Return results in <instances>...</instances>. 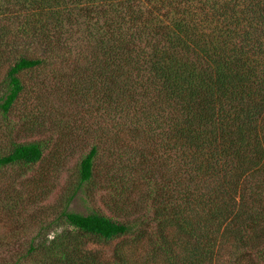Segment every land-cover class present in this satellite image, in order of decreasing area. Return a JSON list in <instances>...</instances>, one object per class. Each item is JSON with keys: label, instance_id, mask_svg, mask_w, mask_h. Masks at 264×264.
Segmentation results:
<instances>
[{"label": "trees", "instance_id": "1", "mask_svg": "<svg viewBox=\"0 0 264 264\" xmlns=\"http://www.w3.org/2000/svg\"><path fill=\"white\" fill-rule=\"evenodd\" d=\"M9 55L2 116L44 71L87 122L58 121L76 183L22 247L0 243L9 264H264V0H0ZM8 141L0 168L48 146ZM93 187L108 214L69 209ZM15 190L0 181L5 210Z\"/></svg>", "mask_w": 264, "mask_h": 264}, {"label": "rangeland", "instance_id": "2", "mask_svg": "<svg viewBox=\"0 0 264 264\" xmlns=\"http://www.w3.org/2000/svg\"><path fill=\"white\" fill-rule=\"evenodd\" d=\"M8 57L7 62L0 66V97L5 90L4 80L8 65L13 59L12 55ZM20 77L25 86L24 91L6 116L0 114V132L9 133L6 137L0 136V143H10L8 140L20 143L43 141L47 142L48 146L42 161L33 166L14 165L0 168V181L14 182L15 191L20 195L15 198L10 208L5 210L4 206L2 208L0 205V243H8L16 248L24 245L22 233L25 229L29 231L27 235H34L41 221L48 223L57 215L66 192L72 190L76 183L82 146L77 142L71 145L55 142L59 136L56 127L58 121L70 134L75 129L79 132L83 124L87 123L86 117L83 116V106L71 104L66 97H58L55 84L49 81L46 72L39 71L38 74L33 73V76L21 73ZM36 80L42 81L43 85H34ZM66 140L64 136L63 141ZM58 150L61 154L54 158L52 154ZM85 150L83 145V151ZM96 183L99 189L102 179ZM26 184L30 187H26ZM97 187H93L94 193L90 197L80 193L71 202L69 209L77 212H88L92 209L108 214L104 206L107 196L97 190ZM61 225L56 224L54 228L60 229ZM16 248L12 252L1 249L0 263L9 264L13 258H10L11 254ZM225 258L230 260L231 256L225 255Z\"/></svg>", "mask_w": 264, "mask_h": 264}]
</instances>
